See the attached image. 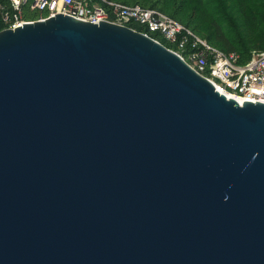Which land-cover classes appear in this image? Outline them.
<instances>
[{
    "label": "water",
    "instance_id": "water-1",
    "mask_svg": "<svg viewBox=\"0 0 264 264\" xmlns=\"http://www.w3.org/2000/svg\"><path fill=\"white\" fill-rule=\"evenodd\" d=\"M151 36L57 14L0 32V264H264V102Z\"/></svg>",
    "mask_w": 264,
    "mask_h": 264
},
{
    "label": "built area",
    "instance_id": "built-area-1",
    "mask_svg": "<svg viewBox=\"0 0 264 264\" xmlns=\"http://www.w3.org/2000/svg\"><path fill=\"white\" fill-rule=\"evenodd\" d=\"M34 13H39V17H26ZM57 14L92 24L110 22L130 28L132 24L140 25L149 34H158L171 44L174 49L170 50L228 98L242 100L241 104L246 101L264 102V52L254 54L248 63L240 65L236 53L227 54L212 47L183 24L157 10L107 0H9V6L0 4L4 30L45 21Z\"/></svg>",
    "mask_w": 264,
    "mask_h": 264
},
{
    "label": "trees",
    "instance_id": "trees-1",
    "mask_svg": "<svg viewBox=\"0 0 264 264\" xmlns=\"http://www.w3.org/2000/svg\"><path fill=\"white\" fill-rule=\"evenodd\" d=\"M100 1V0H99ZM127 6L139 5L157 10L183 24L196 36L220 51L239 56L238 63H248L254 54L264 52V0H107ZM9 6V0H0ZM36 19L39 13L27 14ZM131 27L148 33L140 25ZM5 24L0 18V32ZM167 48L174 47L158 34H149Z\"/></svg>",
    "mask_w": 264,
    "mask_h": 264
},
{
    "label": "bare ground",
    "instance_id": "bare-ground-1",
    "mask_svg": "<svg viewBox=\"0 0 264 264\" xmlns=\"http://www.w3.org/2000/svg\"><path fill=\"white\" fill-rule=\"evenodd\" d=\"M240 102H243L242 100H240Z\"/></svg>",
    "mask_w": 264,
    "mask_h": 264
}]
</instances>
